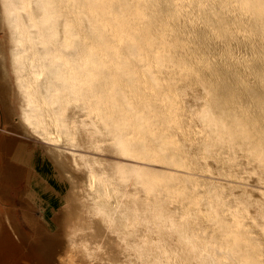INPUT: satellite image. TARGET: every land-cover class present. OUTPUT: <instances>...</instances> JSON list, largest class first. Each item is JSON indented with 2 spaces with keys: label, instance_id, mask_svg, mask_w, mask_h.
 Instances as JSON below:
<instances>
[{
  "label": "bare ground",
  "instance_id": "obj_1",
  "mask_svg": "<svg viewBox=\"0 0 264 264\" xmlns=\"http://www.w3.org/2000/svg\"><path fill=\"white\" fill-rule=\"evenodd\" d=\"M0 56L5 125L48 144L22 194L39 244L0 208V264H264V190L229 182L264 183V0H0ZM169 74L196 146L162 106Z\"/></svg>",
  "mask_w": 264,
  "mask_h": 264
},
{
  "label": "rangeland",
  "instance_id": "obj_2",
  "mask_svg": "<svg viewBox=\"0 0 264 264\" xmlns=\"http://www.w3.org/2000/svg\"><path fill=\"white\" fill-rule=\"evenodd\" d=\"M2 62L3 61L1 60V56H0V82L2 84V87L5 91V93H8L10 91V89H9L10 83L8 82V78H5L3 76L4 68L1 67ZM162 79H159L157 81V83L162 85V86L164 85V87H166L168 84V87H170L168 89H173V91L170 90V92L168 90H167L168 92L165 91L163 97L166 98V100L162 103V106L164 105L163 108L166 107V110L164 109V111L168 110L167 112H169V113L166 112V115L170 114V116L168 115L170 118L169 120H171L170 124L171 125H177V123H179V124L182 123L185 126L184 129L187 128L185 134L188 136H191V137L195 136V137H193V139H191L193 144L195 145L196 143H198L199 138L202 139L205 132H200V133L197 132L196 133V131H197L196 127H193L192 122H191V119L193 120L192 116L190 118L189 112H187L186 108L184 106H182V104L184 102H182L180 95L183 94L184 85L186 84L187 81L185 79H181L179 76L172 75V74L166 75L164 77V79L163 80ZM191 83L193 84L194 82H191ZM194 85L199 86V84L197 82H195ZM174 90H176V93L174 92ZM175 94H177V95L180 94V95H179V97H176ZM177 107H178L177 110L180 111L179 113H181V111H182L183 116H182V118H180L179 117L180 114H178L177 111H176V116L178 119L180 118L182 122H179L180 119L178 120L177 118L171 117L172 115H175L174 112L176 110L175 108H177ZM179 108L180 109L184 108V110L183 109L180 110ZM83 114H84L83 110L80 108V110H79L80 121H83V119L89 118L87 115H83ZM4 119H5L4 109H3V106L1 104V99H0V141H1L2 135L7 133L4 131V128L9 129L10 127H12V128L15 127V124L17 125V129L13 130L15 133H10V132L7 133L9 140H11V142H10V149H8L9 150V156H8L7 166L4 169V171L1 172V174H0V208L9 209V213L11 215L10 220L13 223L17 224V227L19 229L20 234L23 236V238H25L27 243H29L30 245L32 244L34 247L35 245L39 244V242L36 244L37 241H35L34 238L32 237V235L29 234V232L27 231V225L25 223V220L21 217V215H22V211L27 210V212L31 213L32 215L37 216V215H39L40 211L37 210L35 207L31 206L30 204L22 201V194L25 193L29 188H31V186L28 185V183H29L28 172L30 169L33 170V168L35 167V161H36V163L38 161V158H37L38 155L36 156V153H35L36 150L38 153L43 152L46 154L45 148H47L46 146H48V144H44L42 141H40V139H38V137H36V136L32 135L30 132H28L25 127H23L22 125H20L17 122V119L14 121L12 119V123L10 125L9 124L5 125ZM174 119H177L178 122L176 120L174 122ZM66 125L67 124H65V126ZM190 128L193 130L192 131L189 130ZM110 142L111 141L105 142V144L107 146L104 147V151H102L103 154L100 155V154L96 153L94 155H100L103 158H108V159H118V160L125 161L127 163H134V164H139V165H148V164H143L141 162H138L139 160H135V159L131 160L129 157H128L129 159L125 158V156L123 158H119V157L114 158L111 155L113 153L111 152L112 148L110 147L111 146ZM236 152H237V154H236L237 157L239 156V158H242L243 160L245 159L243 156V151L241 148H238ZM108 153H110V154H108ZM120 157H122V156H120ZM225 157L230 158L233 156L230 154H227V155H225ZM3 158H4V151H3L2 147H1V143H0V164L3 160ZM51 159H52L51 161H53L54 168L57 171L61 172L63 174V176H65L67 178L69 176L67 173V170H68L67 169L68 168L67 162H68V160L63 159V158L60 160V159L53 157V155H51ZM245 163H246V166H249V167H255L256 166L253 164H249L247 162H245ZM258 166H261V165L259 164ZM152 167L160 168V169H166V168H163V167H160L157 165H154ZM195 173L196 174H190V175L199 176V177L204 178L206 180L211 179V177H209V176H203V175L197 174V173H202V172L198 171ZM34 175H36V172H34ZM250 175H251L250 172L237 173V174H234L233 176H230L232 180H229V182L239 184L241 186L250 187V188H261L264 190V183L251 181V180L247 179ZM69 178L66 179L67 182H69V180L71 179V178L70 179ZM161 180L163 183H170L173 186H176V184H180L182 186H193L192 181H189V180L180 181L179 179H177L175 177L174 178L168 177L166 175H163V179H161ZM200 184H204V185L209 186L208 185L209 183L206 181L200 182ZM189 190H192V188H189ZM46 191H48L47 192L48 196H52V197L54 196L53 191L47 190V189H46ZM225 195L228 196V195H232V194H230L228 191V193L226 192Z\"/></svg>",
  "mask_w": 264,
  "mask_h": 264
}]
</instances>
